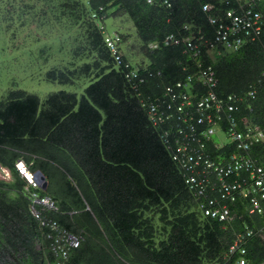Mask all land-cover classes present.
I'll return each instance as SVG.
<instances>
[{"label":"trees","instance_id":"obj_1","mask_svg":"<svg viewBox=\"0 0 264 264\" xmlns=\"http://www.w3.org/2000/svg\"><path fill=\"white\" fill-rule=\"evenodd\" d=\"M227 3L0 0V14L35 28L36 39L39 29L56 30L69 58L50 68L47 80H90L80 97L60 90L42 101L17 89L0 100V166L11 174L0 178L1 264H57L58 259L51 248V226L32 213L28 182L15 166L18 160L46 176L48 187L39 191L56 208L39 207L42 217L81 237L65 264H236L237 254H227L247 226L254 231L245 243L248 264H264V235L259 225L253 226L260 218L246 211L230 223L204 216L173 149L142 104L194 70L183 41L165 44L166 38L181 39L190 29L213 39L216 27L210 17L235 5ZM206 5L211 9L204 10ZM110 15L132 19L138 53L147 63L134 65L119 47L123 63L117 65L105 40L104 21ZM118 34L119 43L129 35ZM153 43L159 47L151 48ZM127 63L139 68L146 82H129ZM212 63L218 95L245 96L256 89V98H246L241 107L252 109L253 122L264 123V39L225 51ZM253 155L264 162V144Z\"/></svg>","mask_w":264,"mask_h":264},{"label":"built area","instance_id":"obj_2","mask_svg":"<svg viewBox=\"0 0 264 264\" xmlns=\"http://www.w3.org/2000/svg\"><path fill=\"white\" fill-rule=\"evenodd\" d=\"M233 1L235 5L230 9L210 17V22L216 25L213 39L197 35L189 28L190 33L181 39L166 38L165 44L183 41L194 61V70L184 79L167 85L156 100H143L142 104L152 124L160 129L163 142L173 149V159L184 169L186 183L201 213L230 223L243 217L241 212L246 211L251 218H260L253 226L259 225L258 230L264 235V162L253 155V150L264 144V123L253 122L252 109L247 113L241 107L246 98L255 99L257 91L253 89L245 96L236 93L219 96L218 77L212 63L225 51H238L250 41L264 38V0ZM210 9V5L204 6V10ZM105 40L117 64L122 65L119 34L105 35ZM150 47L156 49L159 44ZM126 67L129 82L136 86L146 82L139 68H131L128 63ZM219 132L228 139L217 136ZM215 136L221 140L217 141ZM15 166L28 182L33 215L41 219L42 225L52 228L49 237L58 257L57 264H65L71 250L80 246L81 237L42 217L41 209L56 208L54 200L40 193L41 183L25 161L18 160ZM6 172L11 177L10 171ZM247 228L227 254L230 257L237 254L236 264H248L245 243L254 231Z\"/></svg>","mask_w":264,"mask_h":264},{"label":"rangeland","instance_id":"obj_3","mask_svg":"<svg viewBox=\"0 0 264 264\" xmlns=\"http://www.w3.org/2000/svg\"><path fill=\"white\" fill-rule=\"evenodd\" d=\"M104 24L105 35L114 36L118 32L129 34L127 39L120 43V47L129 55L134 65L142 61L148 62L141 53H138L139 38L129 16L110 15ZM35 30L29 24L19 26L17 19L12 21L0 14V100L9 91L17 89L36 94L42 101L49 94L60 90L75 92L80 97L90 84L88 78H81L75 83L68 84L47 80V71L55 65H60L65 58L68 59L69 56L66 54L68 51L62 49L60 42L55 38V29H52L53 31L39 29L40 39H36ZM217 136H222L223 140L228 139L222 132ZM217 136L216 140L219 141L220 138ZM6 171L9 170L0 166V178L10 179Z\"/></svg>","mask_w":264,"mask_h":264},{"label":"bare ground","instance_id":"obj_4","mask_svg":"<svg viewBox=\"0 0 264 264\" xmlns=\"http://www.w3.org/2000/svg\"><path fill=\"white\" fill-rule=\"evenodd\" d=\"M228 4V3H227ZM211 15V14H210ZM215 27L216 25L213 24ZM103 28V27H102ZM264 38L262 39H258V40H262L263 41ZM258 40H253V41H250V42H255V41H258ZM150 46V45H149ZM118 65V64H117ZM34 176H35V179L38 180L40 183H41V189L42 190H46L47 187H48V181L46 179V176L41 172V171H38V172H35L34 173ZM209 217V216H208ZM1 264V263H0Z\"/></svg>","mask_w":264,"mask_h":264},{"label":"clouds","instance_id":"obj_5","mask_svg":"<svg viewBox=\"0 0 264 264\" xmlns=\"http://www.w3.org/2000/svg\"><path fill=\"white\" fill-rule=\"evenodd\" d=\"M21 170H22V171H24V169H23V168H21Z\"/></svg>","mask_w":264,"mask_h":264}]
</instances>
